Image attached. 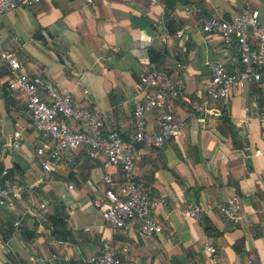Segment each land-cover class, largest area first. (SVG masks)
<instances>
[{"label":"crops","instance_id":"1","mask_svg":"<svg viewBox=\"0 0 264 264\" xmlns=\"http://www.w3.org/2000/svg\"><path fill=\"white\" fill-rule=\"evenodd\" d=\"M244 9L257 10L264 20V0H40L0 17V52L12 50L23 72L51 80L97 112L105 131L128 140L130 100L145 72L161 70L195 97L209 79L208 62L233 73L241 69L234 44L203 33L201 20L229 19ZM7 73L0 60V145L13 131L23 140L18 150L0 156V171L7 172L2 182L34 183L32 200L46 202L47 213L28 209L26 201L17 210L0 207V264H88L103 242L138 264H264V132L252 108L256 103L264 110V79L232 93L220 118L191 120L162 147H137L135 176L161 202L152 216L162 231L144 236L138 222L113 230L92 208L107 187L104 176L121 177L103 156L91 158L81 149L68 166L42 170L39 136L8 91ZM169 108L185 112L180 101ZM146 127L158 131L153 114ZM231 196L242 206L238 225L217 208ZM188 203L204 208L199 222L180 214ZM205 245L216 254L208 256Z\"/></svg>","mask_w":264,"mask_h":264},{"label":"built area","instance_id":"2","mask_svg":"<svg viewBox=\"0 0 264 264\" xmlns=\"http://www.w3.org/2000/svg\"><path fill=\"white\" fill-rule=\"evenodd\" d=\"M93 4V0H85ZM40 0H0V17L22 6L34 5ZM201 31L218 36L226 45L234 44L241 69L229 72L217 61L208 62L209 79L195 97L182 92L177 83L165 72L152 68L140 76L130 100L132 106L133 133L123 140L117 131H105L101 116L85 103L75 100L61 91L51 80L41 76H30L22 71L16 54L5 49L0 60L6 64L8 91L19 99L28 113L31 126L39 136L36 155L42 170L50 172L52 166L64 168L72 161L75 153L85 149L87 156H103L106 166L118 168L120 179L107 174L103 178L107 186L102 198L92 201L93 209L113 230L126 231L132 223H139L140 233L152 236L162 231V226L152 213L161 202L148 195L144 182L135 176L137 147L159 148L174 142L187 128L189 121L206 117L220 118L231 94L249 84H258L264 79V20L257 10L244 9L229 19L205 17L201 20ZM180 34V32H179ZM180 101L185 112L170 110V105ZM255 119L264 132V110L253 103ZM153 114L158 125L157 132L146 127L147 117ZM71 121L78 128L70 127ZM23 136L13 131L0 145V156L18 150ZM7 175L0 171V207L17 210V205L27 202L28 209L38 206L47 213L46 202L35 203L32 198L35 184L25 181L4 183ZM73 186L68 185L71 190ZM224 220L238 225L242 222V206L239 197L231 196L217 206ZM205 210L196 203H188L180 214L193 222H199ZM15 228L20 226L17 212ZM208 256L216 254V248L205 245ZM88 264H138L134 260L121 258L109 242L101 244L99 254L90 257ZM247 264H250L248 262Z\"/></svg>","mask_w":264,"mask_h":264}]
</instances>
